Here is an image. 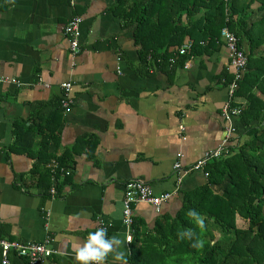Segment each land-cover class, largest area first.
Masks as SVG:
<instances>
[{"label": "crops", "instance_id": "obj_1", "mask_svg": "<svg viewBox=\"0 0 264 264\" xmlns=\"http://www.w3.org/2000/svg\"><path fill=\"white\" fill-rule=\"evenodd\" d=\"M116 6L117 0H0V239L25 245L50 239L53 254L45 264H77V241L98 226L125 239L122 200L129 181L157 195L171 193L159 211L133 207L139 241L155 235L181 210L182 193L207 183L202 172H191L176 192L174 165L192 167L226 138L225 74L232 77L233 70L223 40L219 50L174 69L149 58L146 71ZM73 17L80 18L78 55L63 33ZM177 49L170 52L182 56ZM66 83L73 104L64 114ZM232 120L226 147L241 134L237 117ZM17 127L29 130L21 141ZM52 133L57 138L48 141ZM59 158L66 167L50 199L49 166ZM134 234L123 245L127 264ZM8 264L28 262L9 254ZM104 264L121 262L110 253Z\"/></svg>", "mask_w": 264, "mask_h": 264}, {"label": "trees", "instance_id": "obj_2", "mask_svg": "<svg viewBox=\"0 0 264 264\" xmlns=\"http://www.w3.org/2000/svg\"><path fill=\"white\" fill-rule=\"evenodd\" d=\"M115 10L132 31L146 71L149 58L174 69L219 50L223 28L247 57L229 99L230 109L239 111L241 134L203 169L207 183L182 193L174 219L166 218L141 241L134 232L130 264H264V0H117ZM185 41L191 42L185 55L170 52ZM225 76L228 88L234 76ZM15 131L18 141L29 134L23 127ZM55 161L66 167L63 159Z\"/></svg>", "mask_w": 264, "mask_h": 264}, {"label": "built area", "instance_id": "obj_3", "mask_svg": "<svg viewBox=\"0 0 264 264\" xmlns=\"http://www.w3.org/2000/svg\"><path fill=\"white\" fill-rule=\"evenodd\" d=\"M80 18H71L63 27V33L68 38L70 43V52L72 55H78L80 53ZM221 39L228 52L230 66L233 70V81L228 86L229 99L232 98L234 91L237 88V82L241 78V73L245 69L247 64L246 53L243 48L239 46V41L236 36L229 32L227 28H223L221 31ZM191 48V42H186L182 47L177 49L179 55H185ZM4 82L3 78H0V83ZM12 83H16L13 80ZM62 98L60 101V108L64 114L71 111L73 100L70 98L71 85L66 83L62 86ZM239 111L237 109H230V101L228 100L222 109V115L224 120L228 123L226 128V138L222 145L214 151H211L205 155V157L198 161L195 165L189 168H182L180 164L174 165V178H175V190L180 189L182 179L191 172H202L209 161L219 158L223 152L228 148L226 147L234 134L233 118L237 117ZM49 172L52 175V185L48 190V197L54 199L57 195L56 184L58 178L56 173L63 175L64 169L58 166V163L53 162L49 166ZM171 197V193L155 194L152 190L143 182L138 180L129 181L124 185V194L122 200L123 206V220L122 224L127 229V235L125 241L127 244L132 242L134 233V217L133 207L137 204H148L153 206L156 211H159L160 206L167 202ZM128 237H131V241L128 242ZM50 239L46 238L41 244H21L16 241H7L0 239V257L2 264H8V255L13 254L19 258H24L28 264H45V261L53 254L50 248Z\"/></svg>", "mask_w": 264, "mask_h": 264}, {"label": "clouds", "instance_id": "obj_4", "mask_svg": "<svg viewBox=\"0 0 264 264\" xmlns=\"http://www.w3.org/2000/svg\"><path fill=\"white\" fill-rule=\"evenodd\" d=\"M195 215V213H192ZM202 223V221H201ZM128 242L131 237H128ZM125 239L118 235H108V228L98 226L93 232H89L87 238L75 245V260L77 264H104L110 253H114V259L121 264H127L124 250Z\"/></svg>", "mask_w": 264, "mask_h": 264}, {"label": "rangeland", "instance_id": "obj_5", "mask_svg": "<svg viewBox=\"0 0 264 264\" xmlns=\"http://www.w3.org/2000/svg\"><path fill=\"white\" fill-rule=\"evenodd\" d=\"M237 226H241V222L240 221H237Z\"/></svg>", "mask_w": 264, "mask_h": 264}]
</instances>
